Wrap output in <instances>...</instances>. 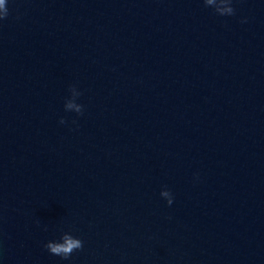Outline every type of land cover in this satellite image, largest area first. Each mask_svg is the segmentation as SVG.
Segmentation results:
<instances>
[{"label": "water", "instance_id": "water-1", "mask_svg": "<svg viewBox=\"0 0 264 264\" xmlns=\"http://www.w3.org/2000/svg\"><path fill=\"white\" fill-rule=\"evenodd\" d=\"M231 6L8 0L0 264H264V0Z\"/></svg>", "mask_w": 264, "mask_h": 264}, {"label": "clouds", "instance_id": "clouds-1", "mask_svg": "<svg viewBox=\"0 0 264 264\" xmlns=\"http://www.w3.org/2000/svg\"><path fill=\"white\" fill-rule=\"evenodd\" d=\"M8 0H0V21L7 19L9 12L7 8ZM203 4L206 8L213 9L214 13L219 16H232L235 14L233 7L231 6L232 0H203ZM246 22V21H241ZM71 90V86L69 91ZM81 93H79V96ZM73 105L71 100L68 99L65 102V111L68 108H71ZM76 114L82 115L83 114V106L80 105L76 108ZM66 121L62 118L60 120L61 124H64ZM75 123V121H73ZM161 196L170 197L167 200L169 206L173 203L172 194L170 191L164 190L160 193ZM47 251L54 255L58 256L61 259L67 260L71 256L74 251H79L83 248V242L78 239L74 238L71 234L65 233L62 237L60 242L50 241L45 245Z\"/></svg>", "mask_w": 264, "mask_h": 264}]
</instances>
